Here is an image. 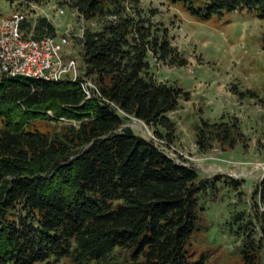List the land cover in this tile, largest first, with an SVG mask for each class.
Masks as SVG:
<instances>
[{"label":"trees","instance_id":"16d2710c","mask_svg":"<svg viewBox=\"0 0 264 264\" xmlns=\"http://www.w3.org/2000/svg\"><path fill=\"white\" fill-rule=\"evenodd\" d=\"M25 13L24 34H55L47 16L32 4L50 0H4ZM77 9L84 21L83 76L98 92L86 96L78 80L9 75L0 71V264H205L192 258L190 238L200 229L199 198L218 176L198 177L193 164L169 155L125 119L142 120L155 136L173 143L169 112L189 91L158 80L149 56L168 65L187 58L173 45L165 26L143 12L140 0H53ZM205 19L246 9L264 18V0H168ZM13 10V11H14ZM82 21V22H83ZM93 21V25L90 22ZM87 23V24H86ZM238 99L264 98L232 83ZM65 119L43 130L36 120ZM198 151L214 142L222 148L239 140L236 116L194 127ZM235 188L239 181L223 175ZM248 218L237 213L241 236L236 249L255 264L264 245V173L250 195ZM246 215V214H245Z\"/></svg>","mask_w":264,"mask_h":264},{"label":"rangeland","instance_id":"374dc122","mask_svg":"<svg viewBox=\"0 0 264 264\" xmlns=\"http://www.w3.org/2000/svg\"><path fill=\"white\" fill-rule=\"evenodd\" d=\"M53 3L50 0L33 7L39 13H49L56 35L66 27L71 28L64 53L80 61L82 47L77 36L84 21L67 5H61L63 14H56L50 7ZM139 4L154 22L166 27L173 45L187 58L184 65H168L149 56L150 70L158 80L174 81L189 91V99L181 100L179 106L169 112L176 123L173 145L190 156L186 160L196 168L198 177L219 175L215 187L208 186L200 194L199 206L203 209H200V229L190 238L192 258L204 253L205 264H246L236 249L242 237L233 230L240 224L238 212L246 214L242 223L249 217L251 192L264 173V105L258 98L238 99L229 87L235 82L239 88H252L264 98V18L253 11L234 9L202 19L179 2L140 0ZM13 10V6L0 0V16ZM90 24L93 25V21ZM222 114L229 120L237 117L239 140L233 147L222 148L214 142L207 151H198L195 125L201 118L213 121ZM64 122L65 119L36 120L43 130L58 128ZM125 124L143 135L148 136L151 131L135 117L126 118ZM223 175L235 177L238 186L235 188L226 182L221 178ZM115 255V260L125 264L123 251ZM49 264L73 263L64 258L58 262L50 259ZM255 264H264V245Z\"/></svg>","mask_w":264,"mask_h":264},{"label":"built area","instance_id":"2783aa9c","mask_svg":"<svg viewBox=\"0 0 264 264\" xmlns=\"http://www.w3.org/2000/svg\"><path fill=\"white\" fill-rule=\"evenodd\" d=\"M50 7H53L56 14L64 13V8L57 3L51 4ZM35 12L36 15L49 16L47 11L39 13L35 9ZM72 12L76 15L79 14L75 8L72 9ZM24 16L25 13L20 10H14L8 15L0 16V71L9 75H25L45 79L66 77L71 80H78L86 96L98 92L96 84L83 76L84 64L75 56L64 53V49L70 41L71 28L66 27L62 33L57 35L33 36L31 32L24 34L20 28V22ZM82 30L83 25L78 35L82 34ZM144 136L153 139L169 155L177 159L182 157L188 162L186 157L190 158V156L178 150L173 143L166 144L152 131L149 132L148 136ZM203 155L206 154L203 153Z\"/></svg>","mask_w":264,"mask_h":264}]
</instances>
